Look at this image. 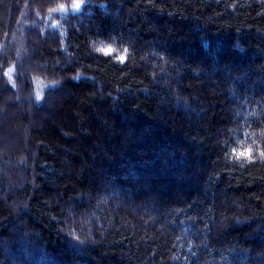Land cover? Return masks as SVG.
I'll use <instances>...</instances> for the list:
<instances>
[{
	"label": "trees",
	"instance_id": "trees-1",
	"mask_svg": "<svg viewBox=\"0 0 264 264\" xmlns=\"http://www.w3.org/2000/svg\"><path fill=\"white\" fill-rule=\"evenodd\" d=\"M75 2L0 0V264H264V0Z\"/></svg>",
	"mask_w": 264,
	"mask_h": 264
},
{
	"label": "snow or ice",
	"instance_id": "snow-or-ice-1",
	"mask_svg": "<svg viewBox=\"0 0 264 264\" xmlns=\"http://www.w3.org/2000/svg\"><path fill=\"white\" fill-rule=\"evenodd\" d=\"M64 6L61 5V8H63ZM73 8H80L81 7V3L79 2V0H77V2L72 4ZM97 52L103 53L104 55H111L115 52V49L111 46V45H106L104 47H98L96 49ZM126 51V50H125ZM115 59L120 62L123 63L126 60V55L125 54H120L117 55L115 57ZM13 71V69H8L6 70L3 75L8 78L9 80L12 78L11 77V72ZM37 98H41L40 95L37 93ZM256 151L251 147H246L243 150H237V149H233V152H235L236 156L242 157L244 159H246L247 161H251L253 159V152ZM260 156H264V152L260 153Z\"/></svg>",
	"mask_w": 264,
	"mask_h": 264
},
{
	"label": "rangeland",
	"instance_id": "rangeland-1",
	"mask_svg": "<svg viewBox=\"0 0 264 264\" xmlns=\"http://www.w3.org/2000/svg\"><path fill=\"white\" fill-rule=\"evenodd\" d=\"M15 101L17 102V105H21V101L15 98Z\"/></svg>",
	"mask_w": 264,
	"mask_h": 264
}]
</instances>
